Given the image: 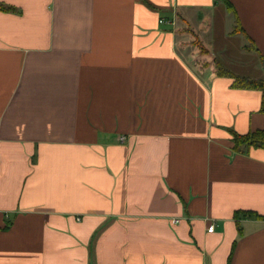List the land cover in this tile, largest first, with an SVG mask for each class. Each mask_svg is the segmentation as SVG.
I'll use <instances>...</instances> for the list:
<instances>
[{
	"label": "crops",
	"instance_id": "obj_1",
	"mask_svg": "<svg viewBox=\"0 0 264 264\" xmlns=\"http://www.w3.org/2000/svg\"><path fill=\"white\" fill-rule=\"evenodd\" d=\"M207 59L264 80V0H0V264H264L262 92Z\"/></svg>",
	"mask_w": 264,
	"mask_h": 264
},
{
	"label": "trees",
	"instance_id": "obj_2",
	"mask_svg": "<svg viewBox=\"0 0 264 264\" xmlns=\"http://www.w3.org/2000/svg\"><path fill=\"white\" fill-rule=\"evenodd\" d=\"M201 52L205 55V50L201 49ZM209 58V57H208ZM210 59V58H209ZM207 59V60H209ZM216 65V73L218 76L230 77L234 79L233 87L239 89H257L262 92V111L264 112V80L256 79V78H248L242 77L234 74L233 72L225 69L220 61L217 59H212ZM210 61H205L204 66L206 64L209 65ZM232 132V141L234 144V150L246 151L247 149L261 148L264 149V129L257 130L254 132H250L245 135L238 134L234 131ZM260 220H264V216L257 215L256 216Z\"/></svg>",
	"mask_w": 264,
	"mask_h": 264
},
{
	"label": "rangeland",
	"instance_id": "obj_3",
	"mask_svg": "<svg viewBox=\"0 0 264 264\" xmlns=\"http://www.w3.org/2000/svg\"><path fill=\"white\" fill-rule=\"evenodd\" d=\"M196 44V43H195ZM197 44L198 45H200V43H199V41H197ZM210 61V63H209V65L211 64V65H213L214 66V68H215V70H216V65H215V63H214V61H212V60H209ZM224 67V66H223ZM229 67H230V69H234L236 66H231V65H229ZM225 69H227L226 67H224ZM238 68L236 67V70H237ZM245 69H248L249 71H250V66H245ZM228 70V69H227ZM230 71V70H229Z\"/></svg>",
	"mask_w": 264,
	"mask_h": 264
},
{
	"label": "built area",
	"instance_id": "obj_4",
	"mask_svg": "<svg viewBox=\"0 0 264 264\" xmlns=\"http://www.w3.org/2000/svg\"><path fill=\"white\" fill-rule=\"evenodd\" d=\"M162 22V21H161ZM126 140V138L125 137H120V141L121 142H124ZM0 171H1V169H0ZM173 222L174 223H179V220L178 219H175V220H173ZM214 231V225H211L209 228H208V232H213Z\"/></svg>",
	"mask_w": 264,
	"mask_h": 264
}]
</instances>
